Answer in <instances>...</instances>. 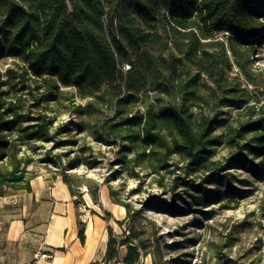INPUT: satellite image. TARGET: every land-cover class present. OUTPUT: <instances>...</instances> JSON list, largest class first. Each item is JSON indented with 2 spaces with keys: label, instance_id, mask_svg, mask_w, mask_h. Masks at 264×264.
I'll return each instance as SVG.
<instances>
[{
  "label": "trees",
  "instance_id": "16d2710c",
  "mask_svg": "<svg viewBox=\"0 0 264 264\" xmlns=\"http://www.w3.org/2000/svg\"><path fill=\"white\" fill-rule=\"evenodd\" d=\"M263 45L264 0H0V54L17 62L0 69V196L32 191L38 161L61 163L64 153L48 149L37 159L27 146L56 139L65 87L90 99L72 104L78 120L69 128L118 146L116 160L136 175L156 174L161 184L172 175V191L199 176L200 194L191 196L207 202L220 195L207 184L220 185L229 169L258 174ZM95 105L112 111L97 117ZM233 106L220 133L217 110ZM220 144L228 148L223 160L215 157ZM65 155L64 169L74 168L79 155ZM108 187L126 215L117 220L121 232L107 224L103 263L141 264L151 254L166 264L156 220Z\"/></svg>",
  "mask_w": 264,
  "mask_h": 264
},
{
  "label": "rangeland",
  "instance_id": "374dc122",
  "mask_svg": "<svg viewBox=\"0 0 264 264\" xmlns=\"http://www.w3.org/2000/svg\"><path fill=\"white\" fill-rule=\"evenodd\" d=\"M257 58L264 64V45ZM16 63L13 57L0 54L1 70ZM63 89L66 94L61 97L65 101L61 107L65 110L55 121L58 127L56 139L49 142L34 141L27 148L37 159H42L48 149L52 150L51 157L54 153H64L61 163L40 160L30 169L33 168L37 175H46L52 182H64L63 171L71 173L79 231L82 227L85 231V221L100 216L107 224L113 225L116 232H121L117 220L125 217L126 208L104 197L107 192L109 195L108 184H111L118 189L123 199L131 201L136 207H142L148 216L156 220L166 264H263L264 164L258 167V174H253L250 169H229L220 185L207 184L219 189L220 195L207 202H197L191 193L200 194L193 185L201 182V177H194L193 183L182 182L172 191V175L165 176L163 184L156 174L140 171L136 175L116 160L118 146L95 139L89 131L80 132L77 128H69L74 127V122L78 120L69 112L72 104L86 105L90 99H82L73 87ZM95 106L97 117L112 111L111 106ZM235 111L236 106L217 110L220 133L235 117ZM88 146L92 149L88 150ZM65 153H70L71 157L79 155L74 168L67 166V170L64 169L63 165L67 161ZM227 153L228 148L220 144L215 157L223 160ZM90 185L97 187V197L93 196ZM0 201L3 199L0 198ZM1 205L0 210L6 213V204ZM107 236L106 228L104 237ZM124 252L123 248L122 254ZM141 264H154L152 255L145 256Z\"/></svg>",
  "mask_w": 264,
  "mask_h": 264
},
{
  "label": "crops",
  "instance_id": "0c3cea01",
  "mask_svg": "<svg viewBox=\"0 0 264 264\" xmlns=\"http://www.w3.org/2000/svg\"><path fill=\"white\" fill-rule=\"evenodd\" d=\"M51 182L37 175L32 191L0 196L7 208L0 210V264H104L107 223L100 216L85 221L82 242L75 195L64 182ZM39 251L50 257L36 258Z\"/></svg>",
  "mask_w": 264,
  "mask_h": 264
},
{
  "label": "built area",
  "instance_id": "2783aa9c",
  "mask_svg": "<svg viewBox=\"0 0 264 264\" xmlns=\"http://www.w3.org/2000/svg\"><path fill=\"white\" fill-rule=\"evenodd\" d=\"M127 67H129V66H127ZM35 256H36V258H46V257H49L50 254L47 253V252H41V251H39V252H37L35 254Z\"/></svg>",
  "mask_w": 264,
  "mask_h": 264
}]
</instances>
